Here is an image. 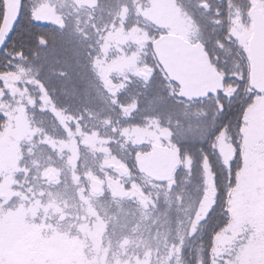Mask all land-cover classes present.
I'll list each match as a JSON object with an SVG mask.
<instances>
[{
    "label": "snow or ice",
    "instance_id": "snow-or-ice-1",
    "mask_svg": "<svg viewBox=\"0 0 264 264\" xmlns=\"http://www.w3.org/2000/svg\"><path fill=\"white\" fill-rule=\"evenodd\" d=\"M0 264H264V0H0Z\"/></svg>",
    "mask_w": 264,
    "mask_h": 264
}]
</instances>
